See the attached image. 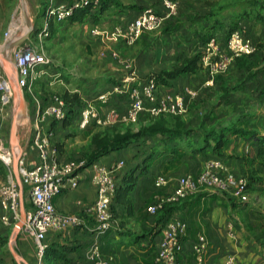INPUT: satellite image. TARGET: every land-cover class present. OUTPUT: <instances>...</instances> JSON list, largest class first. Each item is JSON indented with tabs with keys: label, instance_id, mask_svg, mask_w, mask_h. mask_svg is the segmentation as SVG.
Wrapping results in <instances>:
<instances>
[{
	"label": "crops",
	"instance_id": "1",
	"mask_svg": "<svg viewBox=\"0 0 264 264\" xmlns=\"http://www.w3.org/2000/svg\"><path fill=\"white\" fill-rule=\"evenodd\" d=\"M124 3L127 5L124 4L125 8L116 11L115 19L123 21L134 17L144 6H153L157 11H163L158 0ZM258 3L264 4V0H259ZM183 4L181 2L178 5V12L171 23L162 25L177 24V30L170 34L162 33L159 29L145 33L134 45L123 51L127 55L125 61L132 63L137 77L145 78L163 70H171L179 66L185 57L200 53L203 49L199 40L187 37V29L192 20L201 19L197 16L205 15L210 9L206 5L201 6L199 0ZM242 24L246 37L253 45L256 44L264 34V18H247ZM107 35L109 36L108 33ZM107 35L104 31L100 34V58L102 61L106 60L104 65L108 62L112 64L111 72L116 79L123 78L125 65L122 70H115L114 58L110 53L115 50L119 57L124 56L121 49L125 45L112 34L116 39L114 37L112 44L107 46L111 41ZM98 38L99 36L96 37ZM145 47L147 50L142 51ZM253 64L255 63H239L235 60L229 64L228 71L221 72L222 74L209 75L200 71L195 74L184 73L168 80L166 85H160L167 89L193 86L202 91L201 99L198 97L180 117L167 120L166 125L176 132L141 136L120 150H111L91 164H84L79 169L77 186L65 188L54 198L55 210L64 215L79 216L85 220V224L92 225L93 217L89 207L96 198V185L92 177L93 163L109 165L112 161L122 159L124 165L117 174L119 187L110 206L113 226L100 236L102 254L111 264H156L155 251L162 236L163 223L168 218H180L187 223L186 232L181 237V264H222L230 253L235 256V264H264V193L260 190L264 187L261 181L264 178V166L257 157L260 139L264 135V75L259 70L260 65ZM49 68L46 69V74ZM248 69L252 70V74L239 75L245 70L249 72ZM0 70L7 76L9 73L14 74L13 62L9 57L6 61L0 59ZM74 81L76 80L73 83ZM78 85L70 91L77 92ZM80 88L82 90L81 85ZM25 96L28 97L26 93ZM43 99L46 102V98ZM111 106L126 111L128 103L124 95H113L109 103L102 107L100 104V111L104 112ZM31 110L32 103L30 107L27 104V126L30 125ZM71 116L63 124L49 119L44 123L45 128L51 130L52 142L58 147L71 136L77 138L76 148L71 149L72 153L70 149L59 151L62 161L72 156L84 157L93 148V128L96 127L80 129L77 126L78 116ZM145 123H119L101 128L100 131L133 132ZM233 128L254 133L240 134L233 132ZM220 134L223 135V145L217 150L214 146ZM82 140L85 147L79 146ZM211 158L222 162L224 174L243 177L249 182L250 199L247 202H241L227 192L199 187L182 194L177 202L169 204L155 215L148 212L149 205L159 196L170 194L176 189L175 179L184 173H198ZM159 175L172 178L171 184L157 187L155 181ZM14 178L17 181L15 174ZM5 182L4 175H0V185ZM28 198L27 189L21 187L22 210L29 205ZM228 223H233V236L229 234ZM16 227L15 223L4 225L0 222V264H37L38 255L33 242L17 231ZM200 235L206 238V248L198 254L195 247ZM92 239L93 234L83 225L50 229L45 238L47 251L40 264H91L87 252Z\"/></svg>",
	"mask_w": 264,
	"mask_h": 264
},
{
	"label": "built area",
	"instance_id": "2",
	"mask_svg": "<svg viewBox=\"0 0 264 264\" xmlns=\"http://www.w3.org/2000/svg\"><path fill=\"white\" fill-rule=\"evenodd\" d=\"M163 11H157L153 6H144L136 16L119 20L114 23L111 33L121 39L125 45H132L143 33L153 31L168 21L173 20L178 12L177 0H158ZM100 0H62L50 1L47 14L56 23H62L75 9L89 7L96 9ZM92 33H96L93 29ZM17 28L9 24L4 32V42L16 39ZM42 32L38 33L41 36ZM255 46L244 34V30L236 29L222 43L216 38H210L206 43L208 53L201 59L200 72L209 75L227 70L236 58L246 56L254 51ZM111 56L119 58L117 51L112 50ZM9 58L13 62L14 79L24 94L31 99L32 110L29 128L28 148L21 147L18 163L20 184L13 173L12 150L7 149L0 137V163L6 169V182L0 185V222L4 225L21 224L19 232L29 238L35 247L36 254L42 257L46 248L45 238L50 229L56 230L69 225H83L93 234L87 256L91 264H111L102 254L100 236L113 226L111 200L116 191L117 174L123 168L122 159L112 161L109 165L93 163V181L96 185V198L89 207L93 224H85L79 216L64 215L54 208V198L67 187H76L79 181V169L83 167L81 160L60 159L56 145L51 140V130L44 123L49 119L62 123L68 117V106L63 97L54 94L43 102L34 94V85L46 69L50 60L44 50L38 46L24 42L10 49ZM129 75L121 81H114L102 91L86 94V104L79 109L77 126L85 129L90 126H110L119 123L135 122L142 114L152 117H179L183 115L189 104L199 97V89L184 86L181 89H167L156 83L153 76L139 78L133 72L131 62H124ZM44 67H46L44 69ZM124 95L128 103L126 111L113 106L104 112L101 107L109 103L111 96ZM14 102L13 90L7 74L0 71V111L6 105ZM98 103V104H97ZM223 164L219 159H208L198 173H184L175 179L176 189L159 196L148 207L150 214H156L166 205L175 203L179 197L199 187L214 188L227 192L241 202H247L250 194L246 190L247 180L232 174L223 173ZM173 179L159 175L156 177L157 187H166ZM27 189L29 205L21 209L20 188ZM187 223L180 218H168L162 226V236L157 246L154 261L156 264H181L179 253L182 249L181 237L185 234ZM228 231L233 236V223H228ZM206 248V238L200 235L195 247L196 253H202ZM222 264H235V256L227 254Z\"/></svg>",
	"mask_w": 264,
	"mask_h": 264
},
{
	"label": "rangeland",
	"instance_id": "3",
	"mask_svg": "<svg viewBox=\"0 0 264 264\" xmlns=\"http://www.w3.org/2000/svg\"><path fill=\"white\" fill-rule=\"evenodd\" d=\"M50 1L51 0H23L22 7L21 0H0V59L2 61L5 60V58L3 57V52H5L7 57H9L11 48L9 49L8 45L23 36L29 29L27 21L24 19V21L21 23V19L19 17V14L24 8L26 12L25 17H28V21L32 26V33L26 39V41L29 45L41 47L50 60V70H47L48 74L44 73L41 75L42 78L40 77V80L37 81L34 94L43 101H45L43 97H45L47 100V98H49L51 95L57 94L64 99L68 98L69 101L71 100L75 102L77 108L80 109L86 104L88 98H92V96L90 97L86 94L102 91L109 87L114 81L122 80L121 77H118L116 79L111 72L112 64L108 62L107 65H104L103 63H105L106 60L102 61V58H100V53L102 51L100 48V34L102 33V31H104L106 35L107 33L109 34V36L107 35V37L108 40L111 41L108 42L107 46H110L116 39V37L112 36L111 34L114 23L119 21V19L114 18L117 15L116 11H120L125 8V5L127 4H125L124 2L129 3L130 1L133 2L134 0H123L124 2H122L121 0H111V5L108 9L102 12H96V15L88 16L83 23L64 22L61 24H56L54 19L47 14V6ZM59 1L61 0H53V2ZM177 1L179 4H181L182 2L185 5H188L191 0ZM199 1L201 2V6L206 5L210 10L203 16H197L201 19L192 20V24L187 29V37L192 38L194 41H200V46L203 47V49L201 47L202 50L200 49V62L202 57L208 53V50L206 49V43L210 38L214 37L219 42H225L230 32H232L233 30H244L242 28V23L243 21L245 22V19H251L255 16L264 18V4L258 3L259 0ZM197 4V6H200L199 3ZM11 23H13V25H15V27L17 28V37L14 41L5 43L3 35L5 30ZM204 23H206V25H204ZM93 29L96 31V33L91 32ZM158 29L162 33L170 34L174 30L178 29V25L176 24L161 26L153 31L146 32V34L155 32ZM40 31L42 32V35L38 36V33ZM142 35H145V33ZM98 36L99 38L96 39V37ZM114 37L115 39H113ZM140 37L142 36L140 35L135 43L140 39ZM262 38H264V34ZM262 38H260V40H258L256 44L254 43L256 47L254 48V51L251 54L246 55V57H244L243 59L245 62H254L255 64L253 65L255 66L260 65L259 70L262 71L261 74L264 75V40H262ZM135 43H133L132 45H134ZM121 44L125 45L122 42ZM132 45H125L124 47H122L121 53L124 54L125 57L121 55V53V56L117 59H113L110 56L114 61L113 62L112 60H110V62H113L115 70H117V68L118 70H122L124 61L127 59V55H125V52L123 51H125L128 46ZM146 48L147 47L142 48L141 50H147ZM4 66L6 70L9 71L8 66L6 64H4ZM45 68L46 67H44V69ZM124 70L126 77L129 75V71L127 68H125ZM248 70L249 72L245 70L239 73V75L242 76L244 73L246 75L252 74V70ZM57 73H60L61 75H58ZM253 74L256 73L253 72ZM14 75L15 73L12 75L9 73L12 84L16 85ZM73 80L76 81H74L73 83ZM91 83H93L92 86H90ZM78 84L81 85L82 90L80 88V85ZM77 85L79 86V90H77V92L70 91L71 88ZM262 88L264 89V86H262ZM199 91L200 100L202 91ZM25 97L28 107H30L31 99L29 98V96ZM66 101L69 102L67 99ZM194 102L196 101H193V103ZM16 104V100L14 99V102L12 104L6 105L3 110L0 111V137L4 140V145L7 149L11 148L10 130L14 119ZM158 119L159 118L157 117H152L144 113L135 122L140 121L144 123L146 122L145 124H152L154 120ZM26 122V116L19 117L17 121V146L20 150L21 144L26 148H28L29 145L30 138L28 132L30 126L29 124L27 126ZM95 127L96 128H93L94 134H100V129L108 126ZM76 139L77 138H74V136H71L67 141H63V143L60 145V151L70 149V153H72L71 149L76 148ZM81 142H77V144L81 143L79 144V146L83 145L82 147H85V142L83 143V140ZM65 146L66 148H64ZM76 158L77 157L72 156L68 159L76 160ZM4 172L5 168L0 165V175L4 174ZM42 258H39L37 256V264H40Z\"/></svg>",
	"mask_w": 264,
	"mask_h": 264
},
{
	"label": "trees",
	"instance_id": "4",
	"mask_svg": "<svg viewBox=\"0 0 264 264\" xmlns=\"http://www.w3.org/2000/svg\"><path fill=\"white\" fill-rule=\"evenodd\" d=\"M110 5H111V0H100V5L96 9L92 10L89 7L75 9L73 11V13L68 18H66V20L63 21L62 23H64V22L83 23L88 16L96 15L98 12H102V11L108 9ZM171 21H168L167 23L169 24V23H171ZM56 24H61V23H56ZM222 43H224V42H222ZM244 57H246V56L236 58L235 60L237 62L241 63L244 61V59H243ZM200 70H201L200 53L196 52L189 57H185L179 66H176V67L172 68L171 70L160 71L159 73L153 75V77H154L157 84L166 85L168 83V80L174 79L181 74H184V73L195 74L196 72H198ZM66 99L69 101L68 98H66ZM66 99H64V100L68 106V117L62 122V124L66 123V121L72 117L71 116L72 114L75 117L78 116V112H79V108H77L76 103L71 101V100L69 102H67ZM195 101H197V100H195ZM192 103H193V101H192ZM157 118H159V119L154 120L152 124H143L138 128V130L133 131V132L126 130V131L120 133L118 131L115 132V130H112L110 132L100 131V134H98V133L93 134V136H92L93 148L88 153H85L84 157H77L76 160H81L84 162V164L88 165V164H91L93 161H95L98 157L103 156L104 154L108 153L111 150L117 151V150H120V149L126 147L133 140H135L141 136H152V135H156V134H172V133L176 132V130L168 127L166 125V122L168 119H173V118H178V117L159 116ZM232 131L236 132V133H240V134H246L247 132L254 133L253 131H246V130H243L241 128H233ZM185 132L187 134L189 133V131H185ZM222 138H223L222 134H220L217 137V140H216V143L214 146L215 149L218 150L223 145V139ZM57 150L59 153L60 145H59V147L57 146ZM257 157L259 159V163L262 166H264V135L260 139V146H259L258 151H257ZM0 165H2V164L0 163ZM2 175H4V178L6 177V169H5L4 174H2ZM261 181L264 184V178L261 179ZM118 187H119V185L117 184L116 191H117ZM246 190L248 192H250L249 191L250 190L249 189V182H247ZM260 190L263 191V193H264V187L260 188ZM116 191H115V193H116ZM112 199H113V197H112ZM167 206L168 205H166L163 208H161L160 210H158L157 213L159 211L165 209ZM153 215H155V214H153ZM46 251H47V244H46V248L44 250L42 257H45ZM59 257L64 259L63 255H60Z\"/></svg>",
	"mask_w": 264,
	"mask_h": 264
},
{
	"label": "water",
	"instance_id": "5",
	"mask_svg": "<svg viewBox=\"0 0 264 264\" xmlns=\"http://www.w3.org/2000/svg\"><path fill=\"white\" fill-rule=\"evenodd\" d=\"M22 1V7H23V0ZM23 13L24 16L26 14L24 8H23ZM29 25V29L28 31L21 36L19 39H17L16 41H14L13 43L9 44V49L15 47L16 45L24 42L32 33V26L30 25V23L28 22ZM3 57L5 58V60L7 59V55L5 52H3ZM3 60V61H5ZM5 64V62H4ZM12 90H13V97L16 100V109H15V114H14V119H13V123L11 126V130H10V143H11V150H12V154H13V173L15 174V177L18 181V183L20 184V178L18 176V163H19V159H20V149L17 146V134H16V130H17V121L19 119V117H24L26 116V112H27V102H26V97L24 94L23 89L18 86L17 84L14 85L12 84L10 77L8 75ZM16 83V82H15ZM20 223L17 225L16 230H19L20 227Z\"/></svg>",
	"mask_w": 264,
	"mask_h": 264
},
{
	"label": "bare ground",
	"instance_id": "6",
	"mask_svg": "<svg viewBox=\"0 0 264 264\" xmlns=\"http://www.w3.org/2000/svg\"><path fill=\"white\" fill-rule=\"evenodd\" d=\"M25 16H26V14H25ZM25 16H24L23 9H22L21 13L19 14V17L21 19V23L24 21V19L27 21V23L29 22L28 17L26 18Z\"/></svg>",
	"mask_w": 264,
	"mask_h": 264
}]
</instances>
